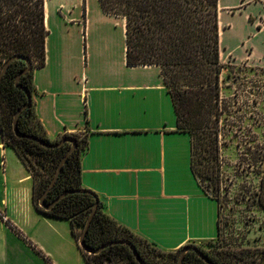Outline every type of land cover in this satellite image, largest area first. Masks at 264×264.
Here are the masks:
<instances>
[{"label": "crops", "instance_id": "crops-1", "mask_svg": "<svg viewBox=\"0 0 264 264\" xmlns=\"http://www.w3.org/2000/svg\"><path fill=\"white\" fill-rule=\"evenodd\" d=\"M223 2L220 49L221 7L243 5L246 20L264 19V1ZM247 23L244 40L256 62L252 43L264 38V22ZM43 25L34 114L50 141L86 136L81 187L115 222L165 252L217 238L218 203L193 176L190 137L176 131L159 67L126 64L125 21L105 14L97 0H45ZM231 36L225 45L235 51ZM32 189L29 169L0 145V264H86L70 221L39 212Z\"/></svg>", "mask_w": 264, "mask_h": 264}, {"label": "trees", "instance_id": "trees-1", "mask_svg": "<svg viewBox=\"0 0 264 264\" xmlns=\"http://www.w3.org/2000/svg\"><path fill=\"white\" fill-rule=\"evenodd\" d=\"M97 1L105 14L125 21L126 64L159 67L166 92L172 99L176 131L190 137L193 176L201 187L202 180L215 185L220 177L219 137L225 113L220 104L223 65L220 60L219 0ZM44 2L45 0H0V46L5 56L4 63L14 55L29 58L32 70L23 75L18 84L31 93L33 71L44 65V39L47 33L43 25ZM24 67L23 61L12 62L0 80L1 141L4 146L15 151L31 172L36 209L47 216L69 220L71 232L78 241L95 198L98 199L95 193L81 187L80 161L86 149V136L63 135L50 141L34 114L32 99L30 106L20 114L17 128L22 134L36 137L46 144L57 143L67 137L76 140V148L69 154L55 184L45 197V202H52L65 191H87L66 195L50 210L40 208L39 197L48 187L71 145L64 143L58 148L48 149L36 141L15 136L13 116L26 103V96L16 87L15 78ZM30 156L34 158V163L29 159ZM214 187L216 191L219 190L218 183ZM202 189L209 194L206 189ZM209 195L219 206L218 238L219 199L215 194ZM258 206L264 211V173ZM118 240L131 242L145 264H176L182 249L165 252L154 243L139 237L109 217L98 199L97 209L84 237L85 245L96 249ZM257 241L258 237L246 239L241 244L223 241L208 251L201 244L195 246L211 264H264V247H259ZM80 251L86 264H138L125 245H113L97 255ZM181 264L207 263L189 251Z\"/></svg>", "mask_w": 264, "mask_h": 264}, {"label": "rangeland", "instance_id": "rangeland-1", "mask_svg": "<svg viewBox=\"0 0 264 264\" xmlns=\"http://www.w3.org/2000/svg\"><path fill=\"white\" fill-rule=\"evenodd\" d=\"M237 2L240 0H224L223 3ZM242 9L243 5L239 4L220 8V31L224 34L220 49L223 65L220 104L225 113L219 137L220 177L215 182L219 190H215L212 182L202 180V187L219 199L220 236L211 243L201 244L207 251L223 241L241 244L257 237L256 244L264 247V211L258 206L264 173V64L260 61L261 55L264 56V38L259 37L252 43L256 62L252 61L251 49L244 40L248 34L247 22L261 27L264 19L249 16L246 20ZM227 23L231 24L232 31ZM230 33L235 46L237 41L239 44L235 51L225 45ZM29 159L34 163L33 157Z\"/></svg>", "mask_w": 264, "mask_h": 264}, {"label": "water", "instance_id": "water-1", "mask_svg": "<svg viewBox=\"0 0 264 264\" xmlns=\"http://www.w3.org/2000/svg\"><path fill=\"white\" fill-rule=\"evenodd\" d=\"M16 60H20V61H23L25 63V67L17 74V76L15 78V85L17 88L21 89L24 92V94L26 96V103H24L22 105V107L20 109H18L13 116L12 127H13V132H14L15 136L18 138H25V139H30V140L36 141L39 145H41L42 147L48 148V149L58 148L61 145H63L64 143H69L71 145L70 148L68 149L67 153L62 157V159H61V161H60V163H59V165H58V167L54 173V176L48 185V187L42 193V195L39 197V200H38V205L40 208H42L44 210H50L59 200H61L63 197H65L68 194L87 192L84 190L65 191L60 196L55 198L52 202H50V203L45 202V197L47 196L49 190L55 184V182H56V180H57V178H58V176L62 170V167H63L64 163L66 162L69 154L76 148V140L74 138L67 137V138L61 139L57 143L46 144L36 137L28 136V135H25V134H22L19 132V130L17 128V122H18L19 116L31 104V92L27 88L22 87L20 84H18L20 78L32 70V65H31V61L29 60V58L24 57V56H20V55H14V56L10 57L4 63V65L2 66V68L0 70V80L2 79L4 74L7 72L10 64ZM97 205H98V199L95 198V203H94V205L90 211V214H89V216L86 220V223H85V225H84V227H83V229L79 235V238H78V245H79L80 249L83 250L84 252L88 253L89 255H97L102 250H104L108 247H111L113 245H125L132 252L133 257L135 258V260L137 261L138 264H145L144 262L141 261L134 245L131 242H129L128 240H118V241L108 242L106 244L99 246L96 249H91L85 245L84 237H85V234H86V232H87V230L91 224L92 218H93L95 211L97 209ZM189 251L194 252L201 260L205 261L207 264H211L207 260V258L199 251V249L195 245H192V244L182 247L176 264H181L183 259H184L185 254Z\"/></svg>", "mask_w": 264, "mask_h": 264}, {"label": "built area", "instance_id": "built-area-1", "mask_svg": "<svg viewBox=\"0 0 264 264\" xmlns=\"http://www.w3.org/2000/svg\"><path fill=\"white\" fill-rule=\"evenodd\" d=\"M5 56H4V54H3V52H2V49H1V46H0V67H1V65L4 63V61H5V58H4ZM0 145H4V143L1 141V144Z\"/></svg>", "mask_w": 264, "mask_h": 264}]
</instances>
